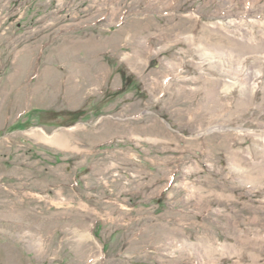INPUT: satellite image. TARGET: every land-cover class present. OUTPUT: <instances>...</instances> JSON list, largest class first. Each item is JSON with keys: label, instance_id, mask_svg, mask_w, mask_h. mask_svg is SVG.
I'll return each instance as SVG.
<instances>
[{"label": "rangeland", "instance_id": "obj_1", "mask_svg": "<svg viewBox=\"0 0 264 264\" xmlns=\"http://www.w3.org/2000/svg\"><path fill=\"white\" fill-rule=\"evenodd\" d=\"M0 264H264V0H0Z\"/></svg>", "mask_w": 264, "mask_h": 264}, {"label": "bare ground", "instance_id": "obj_2", "mask_svg": "<svg viewBox=\"0 0 264 264\" xmlns=\"http://www.w3.org/2000/svg\"><path fill=\"white\" fill-rule=\"evenodd\" d=\"M248 75V74H247Z\"/></svg>", "mask_w": 264, "mask_h": 264}, {"label": "trees", "instance_id": "obj_3", "mask_svg": "<svg viewBox=\"0 0 264 264\" xmlns=\"http://www.w3.org/2000/svg\"><path fill=\"white\" fill-rule=\"evenodd\" d=\"M126 82V81H125Z\"/></svg>", "mask_w": 264, "mask_h": 264}]
</instances>
